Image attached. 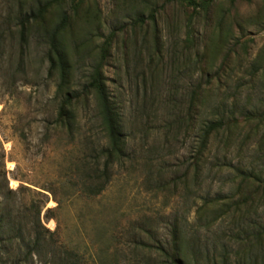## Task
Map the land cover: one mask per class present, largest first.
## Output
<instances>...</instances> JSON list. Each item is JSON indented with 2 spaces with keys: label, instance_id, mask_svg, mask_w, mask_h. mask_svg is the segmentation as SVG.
Instances as JSON below:
<instances>
[{
  "label": "rangeland",
  "instance_id": "1",
  "mask_svg": "<svg viewBox=\"0 0 264 264\" xmlns=\"http://www.w3.org/2000/svg\"><path fill=\"white\" fill-rule=\"evenodd\" d=\"M151 7L154 20L135 21ZM16 8V0H0V17ZM70 23L74 84L85 80L102 41L115 32L103 74L125 121L128 158L100 194L87 195L73 164L87 147L105 143L93 99L78 110L71 138L51 125L55 79L12 78L6 62L0 215L8 212L20 231L0 242V264H56L64 251H74L81 264H159L157 246L167 245L175 218L211 257L224 253L228 264H241L258 256L264 264V0H218L204 8L184 0H83ZM191 92L200 97L195 132L172 125L190 110ZM225 100V116L230 103L235 116L212 136L199 176L182 182L196 132ZM221 162L232 167L217 172ZM234 167L254 175L246 179ZM230 186L243 201L249 191L237 213L247 209L246 216L223 217L193 233L201 196L228 195ZM37 232L39 249L28 254L26 242Z\"/></svg>",
  "mask_w": 264,
  "mask_h": 264
},
{
  "label": "trees",
  "instance_id": "2",
  "mask_svg": "<svg viewBox=\"0 0 264 264\" xmlns=\"http://www.w3.org/2000/svg\"><path fill=\"white\" fill-rule=\"evenodd\" d=\"M82 1L16 0V10L9 11L0 17V69L8 62V71L12 78L16 75L31 76L35 82L40 79H55V90L52 97L55 103V112L51 125L58 131H64L71 138L78 129V110L89 103V99H93L105 143L100 146L87 147L88 151L77 158L73 165L81 173L82 190L87 195L97 196L112 178L114 167L117 164H122L128 158L127 138L124 133L125 121L122 112L111 96L103 74L104 61L114 41V31H110L102 41L99 47L100 56L90 65L85 80L74 84L73 64L76 59H74L71 50L70 41L73 35L70 21L77 15L78 6ZM216 1L218 0H184L187 5L193 8L208 7ZM66 3H68V8L64 9ZM52 7H55L56 10L51 11ZM155 12L156 7H151L147 16L142 13L138 14L135 21L141 24L146 20H154ZM197 99H200L199 93L191 92L190 110L183 116L182 114L175 115L172 125L183 124L184 129L195 132V118L201 112L200 108L194 106ZM226 101L210 110L199 131L196 132L198 145L183 173L182 182L188 181L190 176L194 178L199 176L205 167L203 157L205 151L208 150L212 136L227 126V117L235 116V103L229 104L230 113L225 116L224 108L228 105ZM248 113L252 112H246V118H252L253 116H249ZM215 160V162L218 161L217 156ZM222 164L218 166L217 172L225 169L227 164ZM227 166L232 167L230 164ZM234 168L237 173L242 176L244 174L246 179L254 175L253 170L245 172L242 169ZM231 181H234L233 177ZM237 190L238 187L230 186L228 195L221 194V190L202 195L201 203L196 209L200 227L196 228L193 233L199 234L201 229L208 230L223 217L242 218L246 216L247 209L240 215L237 213L241 206L247 202L249 191L243 201L236 197L235 191ZM13 224L9 220L8 212L5 215H0V242H3L4 237L11 234V231H20V228L15 229ZM26 243L29 247L28 254L36 252L40 246V233H35L31 245ZM157 248L161 255L159 264H228L224 253L211 257L208 251L209 247L205 248L194 234L188 236L186 228L180 224L177 218L170 227V239L167 245L157 246ZM211 248L216 247L213 245ZM53 262L56 264H81L74 251H64L63 255L59 256L58 260L54 258ZM243 263L258 264V256L251 257L250 262L242 260L241 264ZM12 264L22 263L16 261Z\"/></svg>",
  "mask_w": 264,
  "mask_h": 264
}]
</instances>
